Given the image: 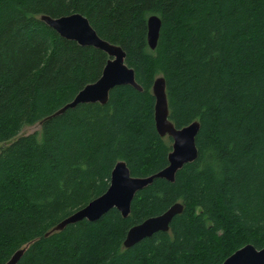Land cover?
Listing matches in <instances>:
<instances>
[{
    "label": "trees",
    "instance_id": "obj_1",
    "mask_svg": "<svg viewBox=\"0 0 264 264\" xmlns=\"http://www.w3.org/2000/svg\"><path fill=\"white\" fill-rule=\"evenodd\" d=\"M74 13L123 49L143 92L119 86L106 105L46 120L109 60L40 20ZM150 16L161 20L155 51ZM158 77L171 124H200L196 161L138 192L127 219L113 209L51 232L106 192L115 164L135 178L168 166ZM177 203L168 233L124 248L131 227ZM247 245L264 248V0H0V264L23 249L18 264H223Z\"/></svg>",
    "mask_w": 264,
    "mask_h": 264
},
{
    "label": "water",
    "instance_id": "obj_2",
    "mask_svg": "<svg viewBox=\"0 0 264 264\" xmlns=\"http://www.w3.org/2000/svg\"><path fill=\"white\" fill-rule=\"evenodd\" d=\"M40 20L53 29L62 39L73 41L82 47H93L102 50L109 57L103 69L100 79L93 84L83 88L73 99L62 109L55 112L46 120L66 113L69 109H74L81 104H100L106 105L109 100L110 92L119 86L132 87L142 94L143 89L136 82L135 72L126 65V54L121 47L110 44L99 38L90 22L81 14H71L59 18H52L47 15L41 16ZM160 18L150 16L148 19V48L155 51L158 45L161 30ZM166 83L163 77H158L154 81L153 96L155 99L154 120L155 127L160 137H168L172 140L171 152L168 156V166L145 178L131 177V173L124 162L115 164L110 176V185L106 192L95 201L88 203L82 209L76 211L70 217L62 220L51 232H60L68 225L76 224L86 220L90 223L99 221L103 215L115 209L124 219L129 217L131 205L136 194L144 188L152 185L155 179H162L169 183H174L176 174L184 166L193 163L198 158L196 149V138L200 130L197 121L189 126L177 129L169 120V107L166 93ZM184 207L177 203L166 212L156 217L149 218L143 223L131 227L123 243L125 249H130L151 238L154 234L162 232L168 233L173 219L182 214ZM25 250L17 251L6 264H18ZM223 264H264V248L255 249L247 245L232 256L226 259Z\"/></svg>",
    "mask_w": 264,
    "mask_h": 264
},
{
    "label": "rangeland",
    "instance_id": "obj_3",
    "mask_svg": "<svg viewBox=\"0 0 264 264\" xmlns=\"http://www.w3.org/2000/svg\"><path fill=\"white\" fill-rule=\"evenodd\" d=\"M41 131V126L39 124H36L35 126H28L22 129L21 136L24 135H31L34 133H40Z\"/></svg>",
    "mask_w": 264,
    "mask_h": 264
}]
</instances>
